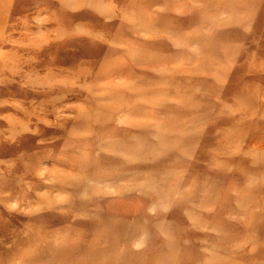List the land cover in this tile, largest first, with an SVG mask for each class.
<instances>
[{"label":"rangeland","instance_id":"rangeland-1","mask_svg":"<svg viewBox=\"0 0 264 264\" xmlns=\"http://www.w3.org/2000/svg\"><path fill=\"white\" fill-rule=\"evenodd\" d=\"M0 55V264H264V0H0Z\"/></svg>","mask_w":264,"mask_h":264},{"label":"bare ground","instance_id":"bare-ground-1","mask_svg":"<svg viewBox=\"0 0 264 264\" xmlns=\"http://www.w3.org/2000/svg\"><path fill=\"white\" fill-rule=\"evenodd\" d=\"M66 1V0H65ZM68 3V2H67ZM83 5V4H82ZM102 6H103V4H101ZM97 8V7H96ZM1 56V55H0ZM123 73V72H122ZM122 73H121V75H122ZM121 79V78H120ZM254 132V131H253ZM250 145V144H249ZM261 147V146H260ZM151 149V148H150ZM148 151V150H147ZM79 169V168H78ZM78 169L77 170H75V171H78ZM88 169V168H87ZM92 170V169H91ZM84 171H86L85 169H84ZM51 171H49V173H50ZM79 172H80V170H79ZM77 173V172H76ZM51 174V173H50ZM82 174V173H81ZM84 174V173H83ZM82 174V175H83ZM128 176V175H127ZM132 176V175H131ZM117 177V176H116ZM122 177V176H121ZM77 179V178H76ZM135 180V179H134ZM112 181V180H111ZM136 181V180H135ZM111 183V182H110ZM134 184V183H133ZM124 186V185H123ZM139 186H140V184H139ZM86 187V186H85ZM84 187V189H86ZM101 187V186H100ZM119 187H121V186H119ZM148 187V186H147ZM81 188H83V187H81ZM108 189V188H107ZM110 190V189H109ZM147 190V189H146ZM56 191V190H55ZM82 191V190H81ZM43 192V191H42ZM148 209V208H147ZM239 220V219H238ZM242 220H243V218H242ZM245 222V221H244ZM246 223V222H245ZM209 227V226H208ZM211 230V229H210ZM239 239V238H238ZM206 240V239H205ZM207 241V240H206ZM208 242V241H207ZM251 244V243H250ZM207 247L208 245H204L203 247ZM212 246V245H211ZM246 246V245H245ZM206 247L204 248V249H206ZM208 248H209V246H208ZM211 250V249H210ZM207 251V250H206ZM236 251V250H235ZM114 263V262H113Z\"/></svg>","mask_w":264,"mask_h":264}]
</instances>
